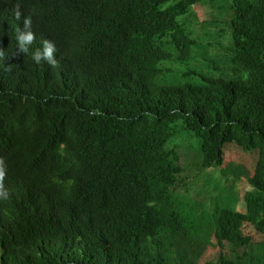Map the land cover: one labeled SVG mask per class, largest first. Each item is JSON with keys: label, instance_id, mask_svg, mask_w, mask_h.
Listing matches in <instances>:
<instances>
[{"label": "trees", "instance_id": "1", "mask_svg": "<svg viewBox=\"0 0 264 264\" xmlns=\"http://www.w3.org/2000/svg\"><path fill=\"white\" fill-rule=\"evenodd\" d=\"M207 1L0 0V154L11 189L0 264H203L225 243L250 251L219 264H264V242L245 231L264 234V0H210L231 17L230 63L245 78H162L166 62L203 58L197 48L222 56L209 38L197 44L195 5ZM17 4L39 39L56 42L58 67L35 63L34 51L14 55ZM180 120L201 141L202 170L249 179L245 211L240 196L233 209L185 208L181 154L168 147ZM232 143L260 152L254 171L227 164Z\"/></svg>", "mask_w": 264, "mask_h": 264}, {"label": "rangeland", "instance_id": "2", "mask_svg": "<svg viewBox=\"0 0 264 264\" xmlns=\"http://www.w3.org/2000/svg\"><path fill=\"white\" fill-rule=\"evenodd\" d=\"M228 2L220 1L221 7H224ZM216 2L207 1L206 3H198L195 5L196 14L198 16L196 40L198 39V46L207 47V38L210 42L215 43L220 49L221 55H213L206 49L201 50L197 48L196 52L203 54V58H199L195 62L188 59L184 62L173 64L166 62L164 65L170 70H165L162 78L165 81L186 84V83H203V77H220L223 76L227 79H234L241 76L246 77V73L241 72L235 74L230 59L232 53L228 52L227 47H231L230 37H232V31L230 29V16L228 14H222L219 9L216 8ZM187 16H181L180 20H185ZM205 21V22H204ZM219 23L216 27H211V23ZM209 25V26H208ZM208 34L207 36H205ZM227 38L226 42L224 39ZM199 50V51H198ZM218 57L222 58V61L218 60ZM220 65L224 70L216 71L215 68ZM193 70V71H192ZM175 134L168 143V147L177 146L178 151L181 154V162L184 168V173L181 176V183L177 189L176 194L188 195L191 198L184 200L186 209L196 211L203 215V211L207 213H213L216 206L222 205L228 208H235V201L240 196V210H246L245 195L253 188L247 177H243L241 180H236L235 177L224 176V170L221 168L202 170L201 165L203 162V155L201 152V141L196 138L192 133L184 129L183 122L176 121L174 126ZM227 164H234L237 167L243 168L248 172H252L256 169L260 158V152H246L242 147L236 145V143L228 144L225 149ZM227 192L223 191V188ZM215 188H220L219 193L213 191ZM196 200L212 204L215 206L205 208L202 204H196ZM246 233L253 238V241L257 244L264 242V234L258 232L253 225H248ZM211 251L213 253H211ZM211 251H207L206 258L203 264H219L221 255H225L227 258L232 259L237 255H244L250 249H235L232 250L230 244L225 243L224 249L216 248Z\"/></svg>", "mask_w": 264, "mask_h": 264}, {"label": "clouds", "instance_id": "3", "mask_svg": "<svg viewBox=\"0 0 264 264\" xmlns=\"http://www.w3.org/2000/svg\"><path fill=\"white\" fill-rule=\"evenodd\" d=\"M11 19L14 24V55H26L29 51H34L32 59L35 63L40 64L43 61L51 67H58L61 60L59 47L52 38L39 39L38 34L34 32L32 16L27 15V12L17 4ZM4 57L5 52L0 49V60H3ZM6 159L4 155L0 154V204L7 202L11 198V189L8 184L10 167L7 165Z\"/></svg>", "mask_w": 264, "mask_h": 264}]
</instances>
